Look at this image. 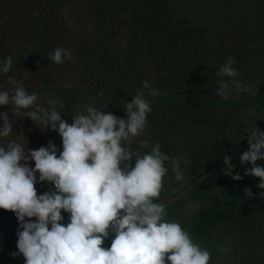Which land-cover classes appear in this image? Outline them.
Listing matches in <instances>:
<instances>
[{
    "label": "clouds",
    "instance_id": "clouds-1",
    "mask_svg": "<svg viewBox=\"0 0 264 264\" xmlns=\"http://www.w3.org/2000/svg\"><path fill=\"white\" fill-rule=\"evenodd\" d=\"M48 59L59 65L72 54L57 47ZM235 63L228 57L219 69L218 75L230 78L219 84L223 100L233 89L257 95L258 88L236 79ZM11 66L12 58L7 57L0 63V73H8ZM8 81L14 87L0 91V106L11 105L13 116L27 117L61 138L60 149L52 141L38 149L17 141L0 144V209L12 212L18 222L13 258L22 256L24 264H209L211 252L178 222L167 219L164 203L154 202L169 171L166 162L172 165L175 180H184L179 158L163 153L159 142L142 155L132 148L152 110L143 91L125 102L126 118L89 105L69 124L57 110L58 104L63 106L60 101L49 98L50 107L45 108L36 103L37 93L29 94L13 77ZM142 88L151 96L159 94L148 81H142ZM102 95L98 93V98ZM0 122L3 139L13 132V120L0 112ZM244 133L248 148L239 163L250 167L243 176L259 178L257 187L264 190V167L256 163L264 161V131L253 125ZM141 143L148 146L147 141ZM223 163L226 175L234 181L243 179L239 173L232 175L231 157L224 156ZM37 184L50 187L38 194ZM244 194L253 198L250 188ZM109 238L110 246L103 247ZM219 250L227 251L223 246Z\"/></svg>",
    "mask_w": 264,
    "mask_h": 264
},
{
    "label": "trees",
    "instance_id": "trees-1",
    "mask_svg": "<svg viewBox=\"0 0 264 264\" xmlns=\"http://www.w3.org/2000/svg\"><path fill=\"white\" fill-rule=\"evenodd\" d=\"M53 1L57 2L47 0V5ZM32 2L14 3L16 11H23L29 17L26 23L29 34L44 19L28 14L34 9ZM87 3L98 24L107 23L119 11H131L128 33L131 41L143 44L153 59L157 80L155 88H151L159 94L151 96L149 89L137 86L123 89L117 80L100 82L102 88L96 86L90 93L98 97L103 92L99 96L103 100L129 101L143 91L152 108L147 125L164 132L157 138L160 150L170 158H178L173 154L174 149L164 144L171 134L170 122L174 118L188 113V120L203 133L202 143L193 141L192 160L180 164L183 181L175 180L172 165L166 162L167 181L154 202L164 203L167 219L178 222L211 252L209 264H215L227 235L236 239L237 250L225 264H261L260 255L251 246L261 244L264 239V196L260 195L264 190L257 187L259 178L243 176L250 165L241 166L239 156L248 148L245 128L254 125L264 131V0H238L241 10L233 9L216 27L192 25L180 15L175 16L169 0H88ZM228 57L236 60L233 65L239 72L236 79L258 88L257 95L235 89L228 100L218 95L220 81L230 79L218 75ZM160 106L169 115L167 119L156 114L154 109ZM224 156L231 157L232 175L239 173L242 180L234 181L231 175H226ZM256 163L264 167V161ZM245 188L251 189L253 198L244 194ZM213 192L218 195L216 202L187 212L192 203ZM5 251L11 256L12 252L6 248Z\"/></svg>",
    "mask_w": 264,
    "mask_h": 264
},
{
    "label": "rangeland",
    "instance_id": "rangeland-1",
    "mask_svg": "<svg viewBox=\"0 0 264 264\" xmlns=\"http://www.w3.org/2000/svg\"><path fill=\"white\" fill-rule=\"evenodd\" d=\"M12 1L13 3L0 0V63L7 57L12 58L11 70L6 74L0 73V91H11L14 85L9 83L8 78L13 77L18 84H23L29 94H38V105L49 108V98L60 101L63 106L58 104L57 110L62 119L70 124L71 117L89 105L126 118L125 102L131 100H103L90 93L92 88H102L101 84H106L109 80H117L123 89H132L133 86L142 88V81H148L150 86L155 88L157 79L154 75L153 59L143 44L131 41L128 33L131 15L129 9L115 13L105 24H98L88 7V0H57L50 2L51 5H47V0H33L31 5L34 9L29 10L28 14L44 19L42 24L29 34L26 29L29 17L23 11H16L14 3L27 4L31 0ZM169 1L175 16L180 15L192 25L205 27H216L233 9L241 10L240 5L237 6L238 0ZM57 47L70 50L72 59H65L59 65L50 61L48 54ZM154 110L159 117H169L161 106ZM12 111L11 105L0 106V112H7L9 119L13 120V132L0 139V144L6 146L10 141H17L29 149H38L41 146L46 147L48 142L52 141L60 149L61 138L58 133L49 129L43 130V125L34 124L27 117H15ZM187 114H181L183 117L174 118V122H170L171 134L164 143L174 149L173 154L177 155L181 166L192 160L190 157L193 141L196 140L200 144L203 140V133L198 132L195 125L191 124ZM163 134L164 132L157 128L146 125L141 135L134 139L132 148L140 154L145 153L160 140L157 136ZM142 141H147L148 146L144 147ZM31 166L34 167V163ZM165 181L166 176L163 178V182ZM35 187L37 193L42 194L50 185L37 184ZM217 198V193L213 192L197 203H192L187 212L214 203ZM63 215L64 223H67V213ZM224 239L227 251L218 255L215 264H225L227 259H233L234 251L237 250L235 238L227 235ZM110 242L111 238L102 246L107 248ZM261 244L251 247L255 254L260 255V263L264 264V239ZM242 249L246 252L244 247ZM4 250L0 236V264H24L23 257L13 258Z\"/></svg>",
    "mask_w": 264,
    "mask_h": 264
},
{
    "label": "water",
    "instance_id": "water-1",
    "mask_svg": "<svg viewBox=\"0 0 264 264\" xmlns=\"http://www.w3.org/2000/svg\"><path fill=\"white\" fill-rule=\"evenodd\" d=\"M17 227L18 222L15 215L10 211L0 209V236L6 250L10 252L16 251Z\"/></svg>",
    "mask_w": 264,
    "mask_h": 264
},
{
    "label": "crops",
    "instance_id": "crops-1",
    "mask_svg": "<svg viewBox=\"0 0 264 264\" xmlns=\"http://www.w3.org/2000/svg\"><path fill=\"white\" fill-rule=\"evenodd\" d=\"M5 247V246H4ZM4 252H6L5 250H4Z\"/></svg>",
    "mask_w": 264,
    "mask_h": 264
}]
</instances>
